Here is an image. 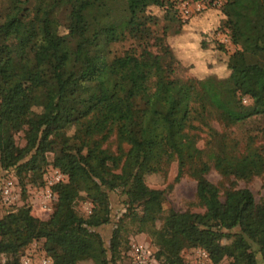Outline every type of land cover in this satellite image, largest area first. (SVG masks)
<instances>
[{"label": "trees", "instance_id": "obj_1", "mask_svg": "<svg viewBox=\"0 0 264 264\" xmlns=\"http://www.w3.org/2000/svg\"><path fill=\"white\" fill-rule=\"evenodd\" d=\"M199 1H220L217 29L234 48L214 41L219 77L174 76L165 38L179 30L168 27L179 28L175 0H0V172L21 194L40 187L46 166L64 176L44 220L27 204L0 216V264H21L39 240L51 264H118L127 222L160 264H183L184 249L211 263L264 262V194L255 201L234 183L264 186V0ZM148 7L162 11L159 30ZM170 162L174 181L195 183L201 212H164L163 190L144 184ZM211 169L226 185L205 179ZM114 194L123 212L113 220ZM78 199L90 204L84 217Z\"/></svg>", "mask_w": 264, "mask_h": 264}, {"label": "rangeland", "instance_id": "obj_2", "mask_svg": "<svg viewBox=\"0 0 264 264\" xmlns=\"http://www.w3.org/2000/svg\"><path fill=\"white\" fill-rule=\"evenodd\" d=\"M189 1L194 2L196 0ZM200 2L202 8L198 12H191L185 18L179 17V28L174 27L172 23H167L170 30H172V28L179 29L177 34L170 32L167 33L165 41L171 46V49L176 56L177 65L173 74L175 77L180 79H199L209 74H213L218 77L222 76L224 74L222 67L212 64L211 56L214 57L215 55L214 48L212 47L215 46V42L219 41L223 43L227 54L231 53L234 49L227 42L222 29H217L220 17L217 7L220 1H213L211 3H206L204 1ZM175 4L177 6L179 4V0H175ZM146 11L148 14L157 18L155 29L159 30L158 26L161 24V20H159V18L162 11L157 7H148ZM203 44L208 50L205 51L207 55H204V52L200 50V48H202L201 45ZM123 47L125 48L126 45ZM150 50L154 51L155 47H151ZM14 140L17 146H21L23 144L20 134H15ZM201 145L202 141H199L197 146L201 147ZM50 158L51 155L48 154L46 161H50ZM48 169L49 166H46L45 171L48 172ZM46 172L41 175L40 187H31L26 184L25 192L23 194L20 193V189L16 185L14 176H12L11 172H0V178L3 176L4 178H9L12 181L15 195L14 201L11 204H0V216L12 207L15 208L23 204H27L30 207V214L34 215L36 218L44 220L48 213H50L51 204L55 200V195L49 191L48 186L44 183L43 178ZM174 175L175 165L173 162H170L164 171L159 172V174L147 175L143 178V181L148 188L163 190L165 197L162 207L164 212H166L169 208L176 212H201V209L192 205L194 203L195 183H193V181L186 176L174 181ZM205 179L214 184H219L218 182L224 183L212 169L206 173ZM234 183L236 188L248 189L255 201H258L263 197L264 186L257 178H253L246 183L240 181H236ZM224 185H226V183H224ZM111 207V214L114 220L117 215L123 212L122 206L119 203L118 195L116 194L111 197ZM74 209L77 215L84 217L87 213H89L90 204L84 199H78L75 203ZM110 227L111 225L108 224L98 230L105 242L108 239ZM133 230V223H125L124 233H122V235L125 237L124 239L126 242L121 243V246L119 247V259H117L118 264H129L128 251L130 245L133 243H143L147 245L151 251H155V247L148 236L144 233L134 234ZM222 243L225 249L229 251V242L222 240ZM41 246V240L33 242L27 246L21 255V264H42L43 260H47L48 264H51L48 257H46L42 251ZM180 257L183 264H202L203 262L200 249H184L181 251ZM256 260L257 264H264L258 254L256 255ZM218 263L228 264V259L223 258Z\"/></svg>", "mask_w": 264, "mask_h": 264}, {"label": "built area", "instance_id": "obj_3", "mask_svg": "<svg viewBox=\"0 0 264 264\" xmlns=\"http://www.w3.org/2000/svg\"><path fill=\"white\" fill-rule=\"evenodd\" d=\"M217 2V1H215ZM202 8L200 1L190 2L189 0H179V4L175 6L176 12L180 18H185L191 12H198ZM44 183L48 189L56 182L64 180L63 174L57 169L49 168L44 176ZM50 191V190H49ZM14 187L9 178H3L0 181V202L1 204H11L14 201ZM46 209V208H45ZM202 264H220L211 263L205 252L201 250ZM129 264H160L154 257V252L143 243H133L128 251ZM42 264H48L47 260H43Z\"/></svg>", "mask_w": 264, "mask_h": 264}, {"label": "crops", "instance_id": "obj_4", "mask_svg": "<svg viewBox=\"0 0 264 264\" xmlns=\"http://www.w3.org/2000/svg\"><path fill=\"white\" fill-rule=\"evenodd\" d=\"M32 215V214H31ZM32 216H34V215H32ZM39 219V218H38ZM41 220V219H40Z\"/></svg>", "mask_w": 264, "mask_h": 264}]
</instances>
